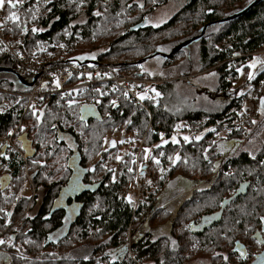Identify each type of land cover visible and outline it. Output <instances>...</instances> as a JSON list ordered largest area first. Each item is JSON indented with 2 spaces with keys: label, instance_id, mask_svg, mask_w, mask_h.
Here are the masks:
<instances>
[{
  "label": "trees",
  "instance_id": "1",
  "mask_svg": "<svg viewBox=\"0 0 264 264\" xmlns=\"http://www.w3.org/2000/svg\"><path fill=\"white\" fill-rule=\"evenodd\" d=\"M176 1L175 15L156 27H148L145 18L166 0H22L12 9L7 3L0 7V29L5 39L12 51L28 58L51 52L58 63L94 61L135 70L146 60L160 56L161 67L175 68L179 77L186 78L165 82L163 75L152 78L161 81L156 85L160 95L150 110L153 125L164 132L162 137L145 135L147 115L122 98L113 106L114 93L104 86H92L68 98L49 95L42 98L39 106L30 107L22 99L0 93V137L10 136L22 122L24 127L15 132L14 138L20 132L25 134L33 150L31 158L18 153L9 159L0 158L6 167L0 176V255L6 252L12 258L16 254L1 248L7 242L14 249L19 246L18 255L25 258L26 264H94L92 257L100 255L107 264H134L128 257L129 249L138 264H185L186 257L194 255L187 253L188 242L178 229L199 215L186 213L189 204L201 203L194 199L195 194L201 192L208 196L207 202L215 201L201 210L211 215L217 201H222L218 200V189L226 187L225 191L234 190L235 194L236 188L246 181L250 183L246 193L230 201L240 208L239 216L231 214L233 227L239 221L240 236L248 237L251 230L261 228L264 235V143L253 155L239 152L224 160L220 145L225 141L219 138L227 131V141H242L232 123L248 111L244 104L253 85L259 84L260 95L264 96V69L257 65L251 71L248 67L255 53L264 49V0L229 21L224 19L244 11L255 0ZM10 12L17 14V21L8 19ZM82 15L84 23H74ZM141 22V28L130 31ZM193 38L196 40L186 44ZM179 45L180 49L171 54ZM123 57L125 60H121ZM3 68L11 72L0 71V91H29L28 76L19 74L11 53L0 43V69ZM206 69L211 76L203 77L205 85L198 84L202 75L193 74ZM250 71L254 74L251 80ZM12 72H17L23 82ZM209 77L213 80L211 85L205 81ZM244 85L247 93H239ZM126 105L133 112H128ZM86 106L92 110L83 114ZM182 122L196 128V137L200 138L185 141L173 135L171 131ZM122 125L123 131L132 136L133 143L129 144L135 145L143 138L139 157L142 177L154 180L143 184L138 200L130 157L133 145L128 144L122 165L115 157L92 165L98 155L104 154L105 136ZM256 132L248 138L250 141L263 130ZM158 151L161 155L156 163L153 155ZM73 154H77L79 166L86 170L82 184L95 185L96 189L79 194L76 217L64 223L60 212L51 213V208L71 176L67 162ZM175 155L179 159L173 163ZM217 169L221 175L212 186L184 197L194 182L189 175L205 178L213 176ZM231 169V179H227ZM24 171H28V181ZM174 172L184 176L182 187L175 186ZM2 177L9 179L5 188ZM27 184L33 191L31 198L23 194L22 186L26 188ZM27 199L29 202L19 209ZM59 228L55 237L53 233ZM216 236L206 240L209 253L217 246Z\"/></svg>",
  "mask_w": 264,
  "mask_h": 264
},
{
  "label": "built area",
  "instance_id": "2",
  "mask_svg": "<svg viewBox=\"0 0 264 264\" xmlns=\"http://www.w3.org/2000/svg\"><path fill=\"white\" fill-rule=\"evenodd\" d=\"M0 43L11 53L19 74L27 75L28 83L33 82L27 92L9 93L0 91V93L10 94L22 99L26 102V106L30 107L33 105L39 106L42 98L49 95L60 94L64 98H68L70 95L86 88L104 86L107 87L108 91L111 90L114 93L112 101L122 98L148 116L145 135L150 133L158 137L164 136V132L153 125L150 110L151 105L158 98L156 96V85L160 81L146 78L133 69H118L103 64L58 63L43 56L28 58L12 51L9 40L5 39L2 29H0ZM140 96H144V99H140ZM261 114L260 111L248 109L245 114L239 116L232 123L233 128L240 133L242 140H247L253 135L254 127L261 120ZM23 127L24 124L21 122L15 131ZM171 133L180 137L184 135L192 140L196 138L197 129L193 128L188 122H182ZM11 136L12 134L8 137H0V144L10 143ZM142 144L143 138L130 149L131 162L136 165L139 162ZM19 152L16 153L22 157V153ZM119 194L122 193L119 192ZM138 197L139 195L137 200Z\"/></svg>",
  "mask_w": 264,
  "mask_h": 264
},
{
  "label": "rangeland",
  "instance_id": "3",
  "mask_svg": "<svg viewBox=\"0 0 264 264\" xmlns=\"http://www.w3.org/2000/svg\"><path fill=\"white\" fill-rule=\"evenodd\" d=\"M175 2H177V1L176 0H166V2H165L166 4H163L161 6L156 7L155 10L152 13L148 14L147 22L149 23V25L152 26V27H156V26L166 22L176 12V7L173 5ZM6 3H7V0H6ZM84 21H85V17H83V15H82L79 18H77L74 23H84ZM153 25H155V26H153ZM193 50L196 52V47H194ZM255 54L256 55L253 56V57H258L261 60H264V49H261L260 51L256 52ZM39 56L47 57L50 60H55L54 59V54L51 53V52L38 54V55H35L33 57H39ZM90 56H94V55H90ZM179 59H180V56L175 59L174 63L177 62ZM121 60H125V57H123ZM195 62H197V61H195ZM161 63L163 64L162 58L160 56H157V57H153L151 59H148L147 61L143 62L141 65L136 66L134 69L137 72H139L140 74L144 75V77H146V78H159L160 76L163 75L164 78H167L166 80L163 79L164 82L165 81H172V80H180V79L184 80V79H186L184 77H179V73H178V71H176L175 68L174 69H165L164 67H161ZM250 70L253 71L252 68ZM209 71H210L209 69H206V70H203V71H201L199 73L193 74V76H199V75L201 76L202 75L200 77V80H198V84L202 83L203 85H205L203 77L208 76L209 74H211L210 73L211 71L210 72ZM259 71H260V68L258 66L257 67V72H259ZM189 76H191V75H189ZM209 76H211V75H209ZM240 78H242V76H240ZM196 79H198V78H196ZM210 79H212V78L209 77V79L207 78L205 81L206 82L209 81L208 84L211 85L213 83V80H210ZM26 80H28V78ZM238 82L239 81H237V84H238ZM246 86L247 85H244V86L240 87L239 90H238L239 93L246 94L247 91H248ZM3 91L6 92V90H3ZM262 98H264V96L260 95V85L257 84L256 87L253 85V87L249 89V92L247 94V98H246V101H245V104H244V108H248V109L255 110V111H260L262 113L261 114V120L256 124V127H254V132H256L258 129H259L258 130L259 132H260V130H263V132L260 133V134H257L256 137L253 138L251 141L249 139H247V140L243 139L242 141L241 140L237 141V140L233 139V140L227 141L224 138V136L227 133V131H223V133H221L222 136L219 135V138L222 137L224 139L223 141H225L224 143H222L220 145V146H223V148H224V154L222 155V158L224 160H226L230 156L236 155L239 152H249L251 155H253V153H257V151L260 150V146L264 143V105L261 104V99ZM3 105H5V104L3 103ZM125 108L128 109V112H133V110H131V108H129L128 105H126ZM86 109H87V111H91L92 110V108H90L88 106H86ZM70 112H72V111H70ZM123 128H124V125H122L121 128L116 129L115 132L108 133L105 136L104 143H103L104 154L98 155L97 158H95V160L92 163V165H95L96 163H99V162L100 163L101 162H107L109 160V157H115V159H116V157H119L120 159L118 161L122 165V163L124 162V158H122V156L124 154H126L127 147H129L130 145L134 146V144H129V143H133L132 142L133 139H132L131 134L130 133H125L123 131ZM17 131H15V132H17ZM19 135H21V132L18 133V135L13 139V144H12L11 149H10L12 151V155L14 153L18 152L19 149H21V144L17 140ZM199 136L200 135H198V137ZM184 137H187V136L183 135L182 138H184ZM11 142H12V140H11ZM66 143L69 146H71L69 140H67ZM126 144H127V146H126ZM128 144H129V146H128ZM160 155L161 154H160L159 151H158V154L156 153L155 155H153V158L155 159L156 163L159 162ZM23 157H24V154H23ZM105 157L107 158V160L104 161ZM177 157H178V155H175V157H173V163H176L178 161L179 157H178V159H177ZM132 165H133L132 173L134 175V180L136 182L135 195H136V199H137L138 195H139L138 199H140L142 191H143V184L150 178H144V176L142 177L143 174L141 172L140 161L137 163V165L134 164V163H132ZM177 165L175 167H177ZM217 166H220V165H217ZM217 166L214 165V168L217 167ZM24 170H26V168ZM219 170L220 169H217L215 171L216 173H214L213 176H209V177H205V178L198 177L199 174L198 175H193V176L189 175L190 178L192 177L191 180H194V182H191L190 184L195 186V187L197 186L200 189H202L204 187L212 186V182H214L217 178H220L219 176L221 174L217 173V171H219ZM231 170L227 171V173H228L227 179H231L232 172H233V170L232 171ZM5 171H6V167L4 165H1V161H0V176ZM27 172L28 171H24L26 180H27V176H28ZM174 174H176L174 176L175 186L179 187L181 184H184V182H185L184 178H183L184 176H182L178 172H174ZM224 175H226V173ZM148 182H150V183L152 182L153 183L154 180L153 181L152 180H148ZM189 182H188V184H189ZM8 187H10V186H8ZM22 187H23V189H25L23 194L27 198H31L33 196L32 188L28 187V184H27L26 188L24 186H22ZM180 187H182V186H180ZM10 189L11 188H8V190H10ZM225 189H226V187L224 189H222V190L218 189V192L220 193L219 196H218V200L219 199L222 200L223 198H229L234 193V190L232 191L230 189H227V191H225ZM184 194H185L184 197H189L190 195H192V194H190V192H187V191ZM201 194H202L201 192L196 193L195 196H194V199H197V200L200 199L199 201H201V203H204V205L201 206L200 205L201 203H198V201L189 204L188 212H186V213H188L190 216H193L194 212H197V214L201 215L202 213H204V211H201L203 208H209L210 206H212L215 203V201L207 202L208 196L201 195ZM39 200L40 199L37 196V201H39ZM211 200H213V199H211ZM246 200L247 201L251 200V196L248 197ZM216 201H217V199H216ZM28 202H29L28 199L27 200H23L20 203V205H19V209H23L24 206ZM31 203H34V201L32 200ZM136 203H137V201H136ZM234 204H236V203H234ZM219 205H220V201H217V203L213 207L214 209H213L212 212H214V213L217 212L218 208H219ZM241 208H243L242 205H241ZM199 212H201V213H199ZM228 219L230 220V224H229V229H227V230H231L232 232H234V230H235L234 228L235 227H233V223H232V220H231V215L228 217ZM189 221H190V219L186 220L184 222L182 228L181 229L177 228V229L180 230L181 234L186 238L188 244L190 245L191 243L197 242V240L194 237H190L189 236L188 229H187V224H188ZM216 230H218V229H216ZM216 230H214L213 232H215ZM213 232L210 233L208 236H211L213 234ZM223 232H224V229H223ZM231 234L232 233H230L229 235H231ZM214 235H216V234H214ZM214 235H212V236H214ZM131 236H132V234L130 233V237ZM189 245H188V247H189ZM17 247H19V246L15 245V249H14V245L8 246V244L6 242V245L2 246L1 248L4 251H10V249H11V251H15L16 254L18 255V251L20 249H18ZM12 249H14V250H12ZM128 252H129L128 253V257L130 258V260H132V262L134 264H138V261H134L135 255L132 252V250L129 249ZM187 253H188V250H187ZM1 256H8V255L5 252V254H2ZM192 257L193 256L186 257L187 258L186 261L191 260ZM187 264H191V262L189 261ZM197 264H199V263H197Z\"/></svg>",
  "mask_w": 264,
  "mask_h": 264
},
{
  "label": "flooded vegetation",
  "instance_id": "4",
  "mask_svg": "<svg viewBox=\"0 0 264 264\" xmlns=\"http://www.w3.org/2000/svg\"><path fill=\"white\" fill-rule=\"evenodd\" d=\"M175 13L167 21L171 20V18L175 15ZM145 24L148 27H151L147 22V17L145 18ZM14 135L15 132H13L11 136L12 142L5 143L4 145L0 144V149L2 147H5V150L3 154L0 155V158L2 156H5V158L7 159L13 157L12 151L10 149L13 144ZM19 151L18 152L20 154L22 153L23 155V151L21 149H19ZM199 190L200 188H198L197 186L195 187L191 185L188 188L187 192L193 194L194 191H199ZM78 197L79 195H74L73 197H69L65 201L63 205V209L57 211L60 212L64 223L76 217V210H78L79 207L77 202ZM229 198H224L222 199V201L227 200ZM222 201L220 202L217 212L215 213L213 212L211 213V215H209L208 213L209 211H207L206 213L204 212L201 215H197L196 218L193 217L190 218V221L187 224L188 233L189 236L194 237L197 240V242L191 243L190 245L188 244L189 245L188 254H190L191 251L194 256L191 258V260L185 261V264H187L189 261L191 262V264H197V263L199 264H264L263 229L261 228L260 230L258 229L251 230L248 237L240 236V226L238 221V223L235 224L234 232H232L231 230H227L229 229V224H230V220L228 219V217L234 212H235L234 215L239 216L240 208L238 204L237 206H235L230 202L223 206ZM216 225L217 226L219 225L218 230L213 232L215 230ZM63 226L64 224L61 226V228ZM61 228H59L57 231L53 233L55 237L58 236V233L60 232ZM212 232H213L212 235L214 234L217 235V246H213L212 251L209 253L206 240H209L212 237V235L208 236ZM256 232L260 234V240L253 237V234ZM230 233L233 234L229 235ZM229 237L232 239L230 242L226 241V239H229ZM127 244L129 245L128 238H127ZM108 255L110 254H106V257ZM190 256H192V254H190ZM225 257L227 259H225ZM75 259L76 257H74L73 260ZM92 259L94 264H107V262L103 261L104 259L103 255L92 257ZM107 261L108 263H111V259ZM14 263L26 264L27 262L25 261V258L21 255L14 254L12 258H8V256L0 255V264H14Z\"/></svg>",
  "mask_w": 264,
  "mask_h": 264
},
{
  "label": "water",
  "instance_id": "5",
  "mask_svg": "<svg viewBox=\"0 0 264 264\" xmlns=\"http://www.w3.org/2000/svg\"><path fill=\"white\" fill-rule=\"evenodd\" d=\"M261 0H255L253 3H251L244 11L234 15V16H229L226 19H224V21H229L234 19L237 16L242 15L245 11L249 10L250 8H252L253 6H255L257 3H259ZM143 22H141L140 24H138L137 26H135L134 28L130 29V31H133L134 29L137 28H141L143 26ZM198 38V37H197ZM194 40H196V38L190 39L186 42V44H189L191 42H193ZM182 45L177 46L175 49H173L171 54H174L176 51H178L180 49ZM87 64H96V62L94 61H88ZM1 72H11L8 69H0ZM21 82H23V80L21 79V77L19 76V74L17 72H12ZM35 80V79H34ZM33 80V81H34ZM33 83V82H32ZM32 83H28L27 86H31ZM89 111H87L86 107H83L82 109V113L85 114ZM18 142L21 144V150L23 151L24 157L25 158H31L33 155V150L31 149V144L30 142L26 139L25 134H22L18 137ZM5 150V147H2L0 149V155L3 154ZM67 168L69 169L71 176L68 179L67 183L65 186H63L59 193L58 196L56 197V199L53 202L52 208H51V213L61 210L63 209V205L65 203V201L69 198V197H73L74 195H79L82 191H91L93 192L96 189L95 185L92 186H84L82 184V179L83 176L86 173L85 169H82L79 166V157L77 156V154H73L70 159H68L67 162ZM5 177V176H4ZM2 177V181L1 183L4 185L2 188H5L8 184H9V179L6 178V180H4L5 178ZM250 183L248 181L241 183L238 188L236 189L235 194L227 199L222 201V205H226L228 204L233 198L238 197L241 194H245L248 187H249ZM254 238H257L258 240H260V234L258 232L253 234Z\"/></svg>",
  "mask_w": 264,
  "mask_h": 264
},
{
  "label": "snow or ice",
  "instance_id": "6",
  "mask_svg": "<svg viewBox=\"0 0 264 264\" xmlns=\"http://www.w3.org/2000/svg\"><path fill=\"white\" fill-rule=\"evenodd\" d=\"M20 2H22V0H7V4H8L9 9H12V8L17 7V4L20 3ZM152 2L155 3V0H152ZM5 3H6V0H0V7H3L5 5ZM141 7H143V6L141 5ZM95 14L96 15H99L98 12L95 13ZM8 19H10L13 22H15V21L18 20V16H17V14L15 12H10V14L8 16ZM153 26H155V25H153ZM35 31H37V29H33V32H35ZM61 47H63V45H61ZM258 64L260 65L261 69H264V60H261L258 57H254L252 59V61L249 63L248 67L249 68H256V66ZM237 71L239 72L240 70L237 69ZM253 76H254V74L250 71L248 73L249 80L253 79ZM58 86L59 85L57 84V87ZM159 95L160 94L157 92L156 93V96L158 97ZM139 98L140 99H144V96H140ZM111 103L113 104V106H115V101H112ZM261 104L264 105V98L261 99ZM33 114L35 115V113H33ZM37 120H39V117H37ZM253 123H255V122L253 121ZM9 134H11V133H9ZM199 138L200 137H196V139H199ZM184 140L187 141L188 140V137H184ZM173 143H175V140H173ZM116 159L119 160L120 158L119 157H116ZM177 159H178V157H177ZM129 171H131V169H129ZM128 199H129V202H130L131 201V198L129 197ZM6 215H8V214L6 213ZM261 223L264 224V218H261ZM0 243H3V241H0ZM173 243H175V242H173ZM242 255H243V253H242ZM85 259H87V257H85ZM113 259H115V256L114 255H113ZM225 259H227V258L225 257Z\"/></svg>",
  "mask_w": 264,
  "mask_h": 264
},
{
  "label": "bare ground",
  "instance_id": "7",
  "mask_svg": "<svg viewBox=\"0 0 264 264\" xmlns=\"http://www.w3.org/2000/svg\"><path fill=\"white\" fill-rule=\"evenodd\" d=\"M244 114V113H243ZM237 119V118H236ZM234 122V121H233ZM232 126V125H231Z\"/></svg>",
  "mask_w": 264,
  "mask_h": 264
}]
</instances>
